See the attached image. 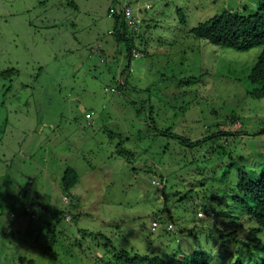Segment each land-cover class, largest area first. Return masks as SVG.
<instances>
[{
  "label": "rangeland",
  "instance_id": "1",
  "mask_svg": "<svg viewBox=\"0 0 264 264\" xmlns=\"http://www.w3.org/2000/svg\"><path fill=\"white\" fill-rule=\"evenodd\" d=\"M121 1L0 0V264L117 251L251 264L262 237L234 197L239 170L264 174V98L247 93L261 47L191 30L258 0H125L130 61L111 33ZM67 169L78 181L65 191Z\"/></svg>",
  "mask_w": 264,
  "mask_h": 264
},
{
  "label": "trees",
  "instance_id": "2",
  "mask_svg": "<svg viewBox=\"0 0 264 264\" xmlns=\"http://www.w3.org/2000/svg\"><path fill=\"white\" fill-rule=\"evenodd\" d=\"M112 19L111 33L114 34L117 44L125 46L126 56L130 61L134 50L132 47L135 32L128 26L124 17L113 15ZM191 33L196 38L205 40L212 45L239 52L261 47V52L248 75L249 88L247 93L255 99L264 98V0H258L253 14H238L225 10L200 23L191 30ZM183 142L187 141L183 140ZM115 154L126 159V151H118ZM77 181L78 176L72 169L65 170L61 178V184L65 191L72 188ZM237 190L242 194V197H234L235 203L243 210L249 220L255 223V227L250 230V233L260 234L262 237L257 244L258 247L256 246L258 251L255 253V262L253 261L254 263L251 262V264H264V174L256 180H250L242 170H239ZM166 233L170 232L166 231ZM102 258L99 264H171L157 255L141 256L127 251L113 253L111 260L109 257L107 259ZM190 261L194 263L196 259L192 258L188 262ZM182 262L180 261V263ZM231 264L246 263L238 257Z\"/></svg>",
  "mask_w": 264,
  "mask_h": 264
},
{
  "label": "built area",
  "instance_id": "3",
  "mask_svg": "<svg viewBox=\"0 0 264 264\" xmlns=\"http://www.w3.org/2000/svg\"><path fill=\"white\" fill-rule=\"evenodd\" d=\"M157 1H163V0H157ZM149 8H151V6L149 4H145V9H149ZM108 13H109V15L111 17H113V15H119V16L124 17V19L126 20L127 24L130 27H131V25H133V24L136 23V17L134 15V9L125 0L121 1V3L119 4V6H117V7L111 6L109 8V12ZM132 56L134 58H137L139 56V54L134 53V54H132ZM106 91H107V89H106ZM109 91L110 92H114L113 88L109 89ZM93 115H94V112L93 111H90V112H88V113L85 114V118L90 119L91 116H93ZM63 201L66 203L67 202V199L64 197L63 198ZM199 216H202V214L199 213ZM151 225H152L151 230L154 231L156 229V227H157V223L156 222H153V223H151ZM166 230L167 231H174L172 225H168L166 227ZM175 233H177V232H175Z\"/></svg>",
  "mask_w": 264,
  "mask_h": 264
}]
</instances>
